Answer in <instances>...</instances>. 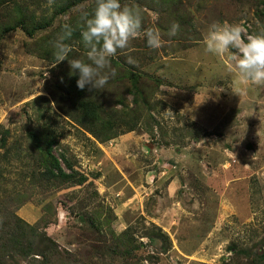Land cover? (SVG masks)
Masks as SVG:
<instances>
[{
  "label": "rangeland",
  "instance_id": "1",
  "mask_svg": "<svg viewBox=\"0 0 264 264\" xmlns=\"http://www.w3.org/2000/svg\"><path fill=\"white\" fill-rule=\"evenodd\" d=\"M21 1L40 22L64 0ZM94 3L32 36L0 35V225L39 217L33 259L0 264H253L264 251V86L242 84L229 69L236 50L216 56L204 39L213 22L264 33V0H121L139 9L142 28L113 58L133 66L146 98L135 104L114 67L98 91L104 117L123 122L107 140L67 115V60L52 67L42 56ZM149 29L161 32L160 49L147 45ZM134 106L141 116L128 130Z\"/></svg>",
  "mask_w": 264,
  "mask_h": 264
},
{
  "label": "clouds",
  "instance_id": "2",
  "mask_svg": "<svg viewBox=\"0 0 264 264\" xmlns=\"http://www.w3.org/2000/svg\"><path fill=\"white\" fill-rule=\"evenodd\" d=\"M54 3L55 0H48L47 6L51 9ZM80 19L83 23L81 37L87 49L86 59L69 60L73 48L66 41L72 37L74 29L66 24L63 32L52 42V67L67 60L71 74L79 75L76 81L79 89L91 86L92 89L102 90L117 75L111 58L118 51L129 49L132 40L140 35L142 15L139 9L122 5L121 0H95L92 13H83ZM178 29L179 25L173 23L168 35L175 36ZM144 35L150 48L164 46L165 41L158 29H149ZM204 44L207 52L220 57L235 49L236 52L230 56V71L244 85L264 86V33L245 38V29L241 25L213 22ZM128 62L135 63V60L129 56ZM246 91L242 88L239 94H246Z\"/></svg>",
  "mask_w": 264,
  "mask_h": 264
},
{
  "label": "trees",
  "instance_id": "3",
  "mask_svg": "<svg viewBox=\"0 0 264 264\" xmlns=\"http://www.w3.org/2000/svg\"><path fill=\"white\" fill-rule=\"evenodd\" d=\"M82 1L84 0H64L62 2L63 5H59L60 7L55 9L50 17H47L46 19H44L45 17H42V20L39 22L36 21L34 13L26 4L24 5L21 0H0V9L4 8V11L0 12V35L20 28L28 36H32L36 30L49 26L56 14L67 11ZM94 8L95 3L92 4L86 12L91 14ZM82 14L67 22V25L74 29L72 37L67 40V43L73 48V51L69 54V60L86 59L87 49H84L81 37L83 26H81L82 24L76 26L73 23L77 20H81L80 17ZM72 40H76L75 42H77L80 48H76L77 44H72ZM42 56L52 61V53L51 55L43 54ZM117 58L118 59L111 58L112 67H115L116 69L117 67H120V76L117 78L120 79L121 84L126 80L132 84V91L139 99H134L133 102L139 104L140 99L146 98L144 95H141V90L137 86V81L141 79V76L133 71V66L131 64L124 63L122 57ZM78 78V73L71 74V69L67 61V81L65 80L66 82L63 84L64 90H67V102L71 109L70 111L67 110V115L83 126H90L89 124H91L93 126L104 128L103 132L93 131L95 135L104 138L103 140L115 137L117 135V131L114 129L116 123L123 121L121 119L117 121L111 117H104V115H106V105L104 104H108L109 102L107 101L108 95L103 92L100 93L96 89H92L91 86H86L84 90L79 89L76 83ZM71 111L75 114L72 115L70 113ZM140 116L141 114L138 108H135L134 106L131 109V117L129 119V121H132L133 123L128 130H133L139 124ZM20 220L21 224L12 227L0 225V259L4 262L6 256H8L9 259H12L15 255H18L25 260L33 259L34 237L38 235V231L31 223L27 221L25 222L23 219ZM47 253L54 255L56 254V251L47 247ZM46 262L50 263L49 258H47ZM253 262V264H264V251L258 254L256 258L253 259Z\"/></svg>",
  "mask_w": 264,
  "mask_h": 264
},
{
  "label": "crops",
  "instance_id": "4",
  "mask_svg": "<svg viewBox=\"0 0 264 264\" xmlns=\"http://www.w3.org/2000/svg\"><path fill=\"white\" fill-rule=\"evenodd\" d=\"M23 207H24V206H23ZM23 216H24V218L27 220V222H30V223L36 222V221L39 219V217H38L37 220H36V219L30 220V219L26 218L25 215H23Z\"/></svg>",
  "mask_w": 264,
  "mask_h": 264
}]
</instances>
